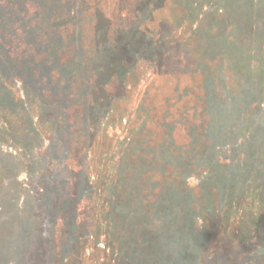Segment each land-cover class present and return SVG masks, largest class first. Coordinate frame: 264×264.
<instances>
[{
  "label": "trees",
  "instance_id": "trees-1",
  "mask_svg": "<svg viewBox=\"0 0 264 264\" xmlns=\"http://www.w3.org/2000/svg\"><path fill=\"white\" fill-rule=\"evenodd\" d=\"M228 10L241 44L264 39V0H0V75L29 84L0 244L31 264H264V101L245 139L226 132L263 92L264 54L244 90L208 99L236 62L216 49Z\"/></svg>",
  "mask_w": 264,
  "mask_h": 264
},
{
  "label": "rangeland",
  "instance_id": "rangeland-1",
  "mask_svg": "<svg viewBox=\"0 0 264 264\" xmlns=\"http://www.w3.org/2000/svg\"><path fill=\"white\" fill-rule=\"evenodd\" d=\"M236 2H238L239 0H235ZM223 10H227V9H223ZM222 11V10H219ZM223 12V11H222ZM221 12V16H227L228 20L223 23L226 24L225 26L220 27V30L224 29V31L228 32V34L224 35H220L217 40V48L220 51H224L227 55V53H231V58L232 60L236 59V62L231 61V59L229 60V63H227V56H225V58L221 59L218 61V63L222 62V68H216V76H221L222 81L219 83L218 80L216 81H212L210 80V92L209 95L210 97L208 98L209 101L211 99V101L213 102V100H219V101H224V100H230L233 97H231V94L236 90L237 92H239V90L246 88V85H248L249 78L250 75H252V78H258L256 75L253 76V74H251L252 71H254L255 66L259 65V61L261 58L258 57V55H263L264 54V39L262 41H260L258 38L253 37L250 35V33H246L244 32V36L246 38V42H244L243 44H241V42L238 40L239 38V34H237L236 30V22L237 21H241L240 18L241 16H237L234 15V13L232 14L229 10L228 11H224V14ZM234 12V11H232ZM235 17V19H234ZM240 17V18H239ZM259 17L264 21V13L263 11H259ZM206 26L207 29H209L210 32L214 31V24L213 21H209L207 20L206 22ZM209 27V28H208ZM249 27H245V30L247 31ZM237 39V41H235L234 39ZM258 39V40H257ZM240 44V45H239ZM256 45V49H255V54L257 55V59L254 58V55L252 53H250V49H252V47H255ZM239 46H242L245 48V50ZM252 46V47H251ZM214 59V58H212ZM240 60H244V61H240ZM11 60L6 59L5 62H3V65H7L8 63H10ZM239 62H245L247 63L244 67L246 68H242V69H238L235 67L238 65ZM248 67V68H247ZM235 69V70H234ZM250 70V71H249ZM241 71H247V72H241ZM259 70H255V72H257ZM261 72L264 73V71L260 70ZM254 72V73H255ZM253 73V72H252ZM231 75V76H230ZM2 77H0V88L1 90H3L4 92H6L9 95L8 99H11L10 102H5V101H1L2 99H0V194L3 192V190L6 188H8L9 184L11 181H13V176L12 174L17 175L18 170L19 169H13L15 167V159L16 156L13 152H18L19 154H21V156L23 158H25L23 152L26 148V145L21 144L18 141L14 140L13 134H18V135H22V132H24L26 130L25 128V113H19V115H16L15 112L11 109L12 104L14 103V99H17L18 102H20L21 100V96L24 94V90L21 89H28L29 84H25L24 81L25 79H23L22 77H16V79L14 80L15 83H11V81L9 80L10 78H6L3 75H0ZM216 77V78H217ZM259 77H263V76H259ZM251 79V78H250ZM219 83V84H218ZM16 86H15V85ZM217 84V85H216ZM5 85V86H4ZM24 85V86H22ZM19 86H21L19 88ZM4 87V88H3ZM248 87V86H247ZM261 90L260 92H262V94L260 95L259 98H254L251 101H246L244 99H240L239 101V105L241 106V113L239 114L240 117H235L234 119L231 120L232 123H234V121L237 119V123L235 124H230L231 126V130H226L229 131L228 132V140H230L231 138H236L237 136H240L242 139H245L248 135V133L244 132L243 134L237 132V128L236 125L238 124V122H240L241 120L247 121L249 119H251L252 115H254L255 110L257 107L260 108V105L263 103L264 101V81H262V83L260 84ZM23 110V109H22ZM242 110H243V115L242 114ZM24 112V111H23ZM14 119V122H12L11 124H8L7 129L5 130L4 128L1 129V127H3L4 123L10 121V119ZM12 119V121H13ZM57 117L56 120L57 121ZM14 123V124H13ZM225 134V133H224ZM210 138V146L215 147V150H219V148H222L224 146H226L227 144V136L225 135V140H216L213 134L207 135L206 137V141L207 139ZM202 141H200V145H202ZM209 148H206V151ZM222 151V150H220ZM45 167V166H42ZM14 170H17L14 172ZM20 177V176H19ZM27 178V176H25ZM24 182H27V179L23 180ZM18 200L20 199L17 198ZM16 199V200H17ZM29 199H32L31 196ZM12 205V204H11ZM8 215V214H7ZM50 217L47 218V221H49ZM41 222V220L39 221V223ZM50 222V221H49ZM48 222V223H49ZM25 230V229H24ZM27 230V229H26ZM14 229L10 228L9 225L0 228V242L1 240L4 239H9L11 237V234L13 233ZM28 231V230H27ZM35 234V233H34ZM31 236H33V234H30ZM11 242V239L8 240ZM7 244L6 247V243H2L0 244V264H29L30 262L28 261H22L21 260V253L19 254L18 250H15L12 254H11V245ZM12 244V242H11ZM34 245V244H32ZM31 245V246H32ZM6 247V251L3 253L2 250H4ZM24 250V248H23ZM3 254L6 258V261H3ZM133 262V261H132ZM158 261H155V264ZM166 264H171L169 261H164ZM31 264V263H30Z\"/></svg>",
  "mask_w": 264,
  "mask_h": 264
}]
</instances>
